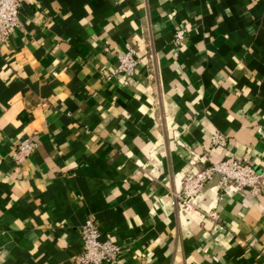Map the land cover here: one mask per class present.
Masks as SVG:
<instances>
[{"label": "crops", "instance_id": "crops-1", "mask_svg": "<svg viewBox=\"0 0 264 264\" xmlns=\"http://www.w3.org/2000/svg\"><path fill=\"white\" fill-rule=\"evenodd\" d=\"M20 19L0 37V264H80L88 217L120 264H264V187L216 174L192 214L172 196L229 155L264 175V0H22ZM128 43L139 68L108 78Z\"/></svg>", "mask_w": 264, "mask_h": 264}, {"label": "built area", "instance_id": "built-area-1", "mask_svg": "<svg viewBox=\"0 0 264 264\" xmlns=\"http://www.w3.org/2000/svg\"><path fill=\"white\" fill-rule=\"evenodd\" d=\"M22 0H0V37L6 40L13 28L21 24L20 6ZM185 38V28L180 27L175 33V42L180 43ZM118 64L108 72V78L126 73L133 75L140 66V58L136 48L127 44L124 52L118 53ZM128 79L124 80L127 84ZM212 143L227 145L228 139L222 132H215ZM38 140L34 134L21 139L14 152L17 162L24 161L38 146ZM205 159V156L202 157ZM219 175L217 186L224 190L226 186L233 185L236 188H246L253 194H259L264 187V175L251 162L234 155L226 156L217 161H211L198 171L186 174L183 178L182 188L172 191L173 203H180L183 210L192 214L200 208L198 196L205 183ZM213 219L218 218L215 211L207 212ZM83 248L76 256L80 264H120L122 245L110 236L102 237V231L97 220L88 217L82 225Z\"/></svg>", "mask_w": 264, "mask_h": 264}]
</instances>
